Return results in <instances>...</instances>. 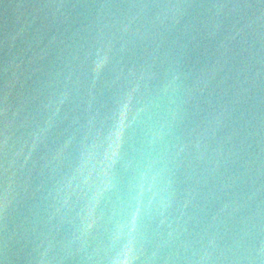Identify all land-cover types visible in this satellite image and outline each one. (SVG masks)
Returning a JSON list of instances; mask_svg holds the SVG:
<instances>
[{
	"label": "water",
	"instance_id": "95a60500",
	"mask_svg": "<svg viewBox=\"0 0 264 264\" xmlns=\"http://www.w3.org/2000/svg\"><path fill=\"white\" fill-rule=\"evenodd\" d=\"M0 264H264V0H0Z\"/></svg>",
	"mask_w": 264,
	"mask_h": 264
}]
</instances>
